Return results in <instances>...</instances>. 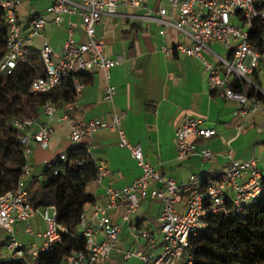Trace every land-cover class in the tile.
<instances>
[{"label":"built area","instance_id":"2783aa9c","mask_svg":"<svg viewBox=\"0 0 264 264\" xmlns=\"http://www.w3.org/2000/svg\"><path fill=\"white\" fill-rule=\"evenodd\" d=\"M26 1L0 0L8 28L6 55L0 62L1 73H10L20 62L28 61L33 40L43 37L46 20L42 16H34L29 20V34L24 37L19 7ZM120 6L146 13L119 15ZM47 13L59 27L65 17L80 16L86 41L76 40V27L72 22L66 28L67 37L61 51L56 52L49 40L43 37V44L38 51L43 75L31 82V92L49 94L73 77L76 97L64 106L63 116H58V107L48 102L44 107L48 123L30 117L14 121V127L20 132L19 141L25 150L26 165L17 188L0 195V226L10 233L4 247V256L31 262L41 252L51 251L61 242L65 229L57 223L55 208L36 209L30 200L34 177L29 161L33 145L48 148L54 134V127L50 123L57 122L71 124V147L47 163L45 173L57 175L59 167L69 162L68 154L75 146L107 128L117 133L120 146L129 150L142 170L141 176L131 185L123 189L108 188L105 206L95 207L89 217L82 213L81 231L87 247L85 251L69 255L66 264H108L117 249L121 232V225L113 221L108 210L122 209L123 222L130 223L148 193L162 205L158 217L161 241L159 243L153 238L148 230L137 229V237L148 242L151 252L148 255L129 252L126 257H137L141 264H194V258L188 251L190 239L207 229L211 217L240 214L254 204L264 191V176L259 169L257 157L252 156L246 161L231 159L223 173L199 172L185 182L164 178L146 161L142 147L130 143L126 137L122 128L124 113L115 115L110 123L71 120L85 89L80 76L91 75L96 70L103 72L107 82L104 88L105 100L113 102L116 89L109 83L110 72L121 65L123 60L120 56L109 58L106 55V43L97 35V28L105 16L151 21L161 26L159 34L164 42L160 51L164 56L168 59L188 57L200 62L207 76L209 92L234 102L235 116L247 120L264 105V99L249 96L250 90L254 89L264 97V92L251 78L264 67V0H169V7L157 10L148 9L144 0H53ZM256 20L263 23L261 50L256 49L251 42ZM171 29L182 34L185 42L168 44L166 37ZM212 45L222 46L228 55L217 54L212 50ZM235 85H240L242 91L235 90ZM216 135L215 129L205 126V119L185 116L175 128L177 161H185L194 155L209 160L213 152L207 147L201 148L199 144ZM89 154L92 161L98 162L90 151ZM71 165L77 168L83 164L71 162ZM108 174L109 170L99 163L96 181L101 182ZM43 175L37 178H43ZM182 198H185L184 207L179 210L177 204ZM37 214L46 225L42 234L45 241L41 248L28 249L18 238L15 225L24 223L25 234L37 236L32 225V219Z\"/></svg>","mask_w":264,"mask_h":264},{"label":"crops","instance_id":"0c3cea01","mask_svg":"<svg viewBox=\"0 0 264 264\" xmlns=\"http://www.w3.org/2000/svg\"><path fill=\"white\" fill-rule=\"evenodd\" d=\"M148 9L165 7L166 0H144ZM169 2V0H168ZM53 0H28L19 7V20L24 27V37L29 34L28 23L34 16L46 20L42 35L48 39L56 52L61 51L66 40V28L69 22L76 27V40L86 41V35L80 16L65 17L62 26H56L53 17L47 13ZM145 11H134L124 6L118 8L119 15H144ZM161 26L151 21L123 19L105 16L97 28V35L106 43V55L109 58L120 56L122 64L110 72V85L115 87L113 102H107L104 88L107 84L104 73L96 70L91 75L93 83L85 85L78 107L71 120L104 121L110 123L115 115L124 113L122 128L130 143L140 145L146 161L154 166L164 178L179 182L187 181L193 174L223 173L231 162L246 161L252 156L258 159V166L264 176V105L247 120L235 116L236 104L223 100L218 94L209 92L207 76L203 66L195 59L176 57L168 59L160 51L163 37ZM43 37H36L30 51L38 53ZM166 42H185V37L171 29ZM219 55H228L220 45H212ZM253 80L264 92V67L255 74ZM58 116L64 115V106L58 107ZM185 116L205 119V126L217 131L216 137L201 141L199 146L213 152L212 158L203 160L200 155L179 162L176 159L177 147L175 128ZM43 123L49 119L44 110L38 118ZM54 127L49 147L44 149L33 145L30 157L33 177L42 176L46 164L57 159L71 147L70 123H50ZM80 145L89 149L98 163L103 164L109 174L101 182L89 183L86 192L94 199L93 204L85 207L84 213L90 216L97 206L107 204L106 190L110 187L123 189L131 185L142 174L137 161L128 149L119 144V136L111 129H102L93 137L84 139ZM231 156V158H230ZM182 198L177 208L184 207ZM160 202L151 198L150 193L142 201L141 208L131 222H123L122 209H110L108 215L121 225L119 243L108 264H141L137 257L127 258L129 252L150 254L148 242L137 237V229L148 230L153 238L161 230L158 217L161 213ZM37 236L25 234L26 225L17 223L15 232L28 249L41 248L44 244L42 234L46 229L40 215L32 219ZM10 233L0 226L1 255ZM156 239V238H155ZM157 240V239H156Z\"/></svg>","mask_w":264,"mask_h":264},{"label":"trees","instance_id":"16d2710c","mask_svg":"<svg viewBox=\"0 0 264 264\" xmlns=\"http://www.w3.org/2000/svg\"><path fill=\"white\" fill-rule=\"evenodd\" d=\"M262 27V21L256 20L251 34V42L258 50L263 48ZM7 30L0 8V62L6 55ZM41 75V61L36 52H31L29 60L20 62L10 73L0 72V195L17 188L26 165L25 150L14 121L39 118L48 102L63 107L75 100L73 77L49 94L32 93L31 82ZM80 79L85 85L93 83L90 76L81 75ZM234 89L242 91L240 85ZM249 96L264 99L254 89ZM68 158L69 162L59 167L57 175L46 172L43 178L34 177L30 187V200L36 209L55 208L57 223L65 229L61 242L31 262L3 257L0 245V264H66L69 255L86 250L81 215L87 205L94 203L86 187L97 179L99 163L92 161L89 149L80 144L70 151ZM71 162L83 165L76 168ZM188 251L194 264H264V191L240 214L211 217L207 229L190 239Z\"/></svg>","mask_w":264,"mask_h":264},{"label":"rangeland","instance_id":"374dc122","mask_svg":"<svg viewBox=\"0 0 264 264\" xmlns=\"http://www.w3.org/2000/svg\"><path fill=\"white\" fill-rule=\"evenodd\" d=\"M163 3H164V6H165V7H169V2H168V0L164 1ZM251 78H252L253 80H255V78H254L253 75L251 76ZM255 81H256V80H255ZM155 238H156L157 241L160 243V241H161V236H160V234H157V236H156Z\"/></svg>","mask_w":264,"mask_h":264}]
</instances>
